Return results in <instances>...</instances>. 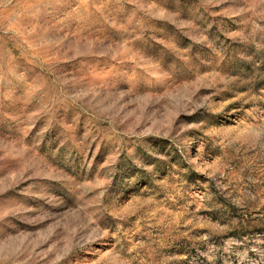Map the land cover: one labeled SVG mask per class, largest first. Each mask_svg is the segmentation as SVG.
Returning <instances> with one entry per match:
<instances>
[{"label": "rangeland", "instance_id": "374dc122", "mask_svg": "<svg viewBox=\"0 0 264 264\" xmlns=\"http://www.w3.org/2000/svg\"><path fill=\"white\" fill-rule=\"evenodd\" d=\"M0 264H264V0H0Z\"/></svg>", "mask_w": 264, "mask_h": 264}]
</instances>
